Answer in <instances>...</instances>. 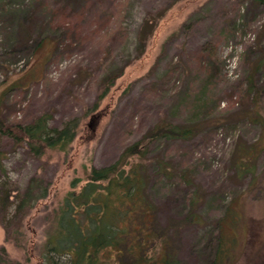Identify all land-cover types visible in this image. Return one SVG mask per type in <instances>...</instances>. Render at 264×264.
I'll list each match as a JSON object with an SVG mask.
<instances>
[{"label":"rangeland","instance_id":"rangeland-1","mask_svg":"<svg viewBox=\"0 0 264 264\" xmlns=\"http://www.w3.org/2000/svg\"><path fill=\"white\" fill-rule=\"evenodd\" d=\"M41 115L75 139L37 155L0 133L7 260L40 264L52 235L77 246L96 229L90 170L173 123L194 134L154 139L147 158L169 251L182 264H264V2L0 0V119Z\"/></svg>","mask_w":264,"mask_h":264},{"label":"trees","instance_id":"trees-1","mask_svg":"<svg viewBox=\"0 0 264 264\" xmlns=\"http://www.w3.org/2000/svg\"><path fill=\"white\" fill-rule=\"evenodd\" d=\"M2 9L5 10L4 7ZM208 48L210 43L203 47L204 51ZM199 55L202 63L208 65L211 55L202 52ZM194 127L173 123L158 126L143 139L128 145L109 168L100 170L93 167L88 182L96 185L92 196V205L98 207L93 219L96 229L83 233L77 246L52 235L40 264H182L172 250L169 251V244L161 237L156 225L157 206L150 195L147 158L154 139H187L194 134ZM89 132L92 137L93 130L89 129ZM0 133L15 142L25 141L37 155L47 148L64 149L75 139L74 126L65 123L60 128H50L47 115L24 125H12L0 119ZM90 137L83 135L77 140L83 142ZM162 167L161 173L167 174ZM31 192L30 184L16 204L14 214L25 211ZM157 245L164 248V254L151 253ZM4 255L5 250L1 249L0 264H22L11 262Z\"/></svg>","mask_w":264,"mask_h":264}]
</instances>
